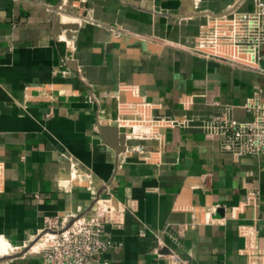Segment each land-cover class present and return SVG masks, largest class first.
<instances>
[{
	"label": "crops",
	"instance_id": "1",
	"mask_svg": "<svg viewBox=\"0 0 264 264\" xmlns=\"http://www.w3.org/2000/svg\"><path fill=\"white\" fill-rule=\"evenodd\" d=\"M254 6L0 0V236L15 249L101 196L116 209L101 263L264 264V153L238 158L220 136L172 123L253 118L244 105L264 102V73L192 47L216 15ZM31 253L0 264H42Z\"/></svg>",
	"mask_w": 264,
	"mask_h": 264
},
{
	"label": "built area",
	"instance_id": "2",
	"mask_svg": "<svg viewBox=\"0 0 264 264\" xmlns=\"http://www.w3.org/2000/svg\"><path fill=\"white\" fill-rule=\"evenodd\" d=\"M254 3V9L249 12L233 7L216 15L192 51L214 56L234 67L264 73L261 66L264 0H254ZM244 108L252 112V119L239 120L222 113L207 118L185 119L180 123L173 120L172 123L185 127L197 125L210 135L220 136L222 150L235 157L261 155L264 153V102L249 98ZM2 179L0 164V187ZM204 180L206 182L208 176H204ZM254 197H258V192ZM115 211L111 198L96 196L91 205L77 214L47 218L45 228L33 240L35 244L47 237L43 247L31 253L29 250L33 244L24 255L40 254L42 264H107L99 262L98 257L113 247L105 232L106 223L110 222Z\"/></svg>",
	"mask_w": 264,
	"mask_h": 264
},
{
	"label": "water",
	"instance_id": "3",
	"mask_svg": "<svg viewBox=\"0 0 264 264\" xmlns=\"http://www.w3.org/2000/svg\"><path fill=\"white\" fill-rule=\"evenodd\" d=\"M55 24H56V28L57 31H59V29H61L60 24H59V20L57 17H55ZM103 136L105 138V140L112 145L113 147H115L118 151H122L124 150V145H125V136L124 135H120L117 136V133L119 132L118 129L116 127H106V128H101ZM29 247L26 248L24 251H22L21 253L15 255V257H21L23 256L26 252H28ZM8 258H4V259H0V262L2 260H5Z\"/></svg>",
	"mask_w": 264,
	"mask_h": 264
},
{
	"label": "bare ground",
	"instance_id": "4",
	"mask_svg": "<svg viewBox=\"0 0 264 264\" xmlns=\"http://www.w3.org/2000/svg\"><path fill=\"white\" fill-rule=\"evenodd\" d=\"M45 239H47V237H44ZM36 247V248H35ZM43 247V245H38L35 243L31 248H30V252H37L40 251V249ZM13 250L12 245L10 244L9 240L5 237V236H0V256H4L2 258H6L8 257L11 253V251ZM1 258V259H2Z\"/></svg>",
	"mask_w": 264,
	"mask_h": 264
},
{
	"label": "rangeland",
	"instance_id": "5",
	"mask_svg": "<svg viewBox=\"0 0 264 264\" xmlns=\"http://www.w3.org/2000/svg\"><path fill=\"white\" fill-rule=\"evenodd\" d=\"M36 236H37V235H36ZM33 240H34V238H32V239H31L29 242H27V243H22L21 245H17V244H15V243H13L15 249L12 250V253H13L14 255H12V256H8V257H6V258H8V259L14 258L15 255H17V254H19L20 252L24 251L26 248L32 246V245L34 244V243H33ZM8 259H5V260H8ZM5 260H2V261H5Z\"/></svg>",
	"mask_w": 264,
	"mask_h": 264
}]
</instances>
